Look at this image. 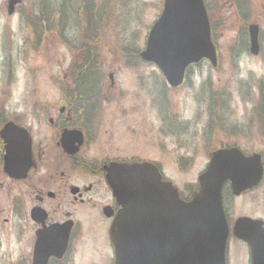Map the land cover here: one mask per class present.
Here are the masks:
<instances>
[{
  "label": "rangeland",
  "instance_id": "rangeland-1",
  "mask_svg": "<svg viewBox=\"0 0 264 264\" xmlns=\"http://www.w3.org/2000/svg\"><path fill=\"white\" fill-rule=\"evenodd\" d=\"M133 1L134 5H130V10L137 17L125 23L126 32L133 31L131 37L136 44H140L142 39V46L146 28L159 14L163 0ZM205 1L212 39L220 55V67L215 69L205 63L201 68L197 67L189 72L184 86L166 89L164 96L168 101L167 108L171 116L175 114L183 119L204 120L208 118V107L202 98L206 95L203 86L210 84L213 91L231 90L234 95V111L230 112L232 115L229 118L239 124L232 142L236 141L248 153L259 151L264 158V126L261 130L256 122L253 103L256 101L255 95L251 103L243 100L249 95L247 80L250 79L251 82L252 78L254 85L257 80L264 79V54L255 58L246 51L245 56L239 57L245 49L239 36L246 38L245 28L249 23L259 24L260 41L264 45V0ZM5 2L6 0H0V7L3 8V14H0V101L5 103L13 118L19 121L24 118L32 120L40 115L43 103L54 104L58 100V84L53 77L63 76L61 85L65 83L63 71L69 67L71 56L76 52H72L57 36L44 31H32V27L26 24L22 12L27 8L33 12L35 0H23L18 8L19 13L12 17H8L6 13ZM136 3L145 5L143 9H139ZM38 34L43 36L38 38ZM123 46L124 43L118 39L102 41L101 50L109 55L107 61L110 62L107 63L106 72L114 69L117 95L113 98L109 96L108 100L105 93L97 137L93 145H87L83 150L90 157L95 156L96 160L104 157L103 150L112 147L122 156L155 161L161 166L164 175L181 191L184 190V196H188V190L195 188L197 176L217 142L199 138L191 140L184 134L169 133L168 128L164 127L158 106L152 99L155 94L154 84L159 80L156 67L148 63L133 68L124 67L119 62L120 58L113 57L121 55ZM105 80L106 87H109V80ZM209 93L210 91L207 92ZM223 98L222 94L219 95L220 103ZM225 115L228 114L222 113L221 117ZM57 152L53 147H47L44 162H51L52 157L56 160ZM189 157L193 165L184 169L185 171L181 170L179 163L182 161L184 165L187 162L184 159ZM101 201H104L103 197ZM263 202L264 192L261 186L238 198L232 195L226 197L225 207L233 222L237 215L248 214L255 209L259 214ZM227 264H250L246 244L231 234L227 244Z\"/></svg>",
  "mask_w": 264,
  "mask_h": 264
},
{
  "label": "flooded vegetation",
  "instance_id": "flooded-vegetation-1",
  "mask_svg": "<svg viewBox=\"0 0 264 264\" xmlns=\"http://www.w3.org/2000/svg\"><path fill=\"white\" fill-rule=\"evenodd\" d=\"M2 9L0 7V14H3ZM16 13H19L17 9ZM26 24L34 27V24L28 22ZM261 54H264L263 49L260 50L259 56ZM243 56H245L244 53L239 57ZM205 63L209 62L201 61L193 65L191 69L201 68L206 65ZM219 67L220 55L217 51L215 69ZM63 72L64 79L67 81V74L72 76V73ZM100 75L102 76L99 80L101 84L104 72ZM53 78L58 84L56 87L59 93L58 100L54 104L43 103L40 115L35 119L24 118L22 122L13 118L5 103L0 101V264H115L113 243L108 231L113 216L119 210V205L107 184L105 168H109L111 163L130 164L148 161L152 162L159 172L163 173V171L155 161L122 156L112 147L103 150L104 157L99 160L84 152L83 149L87 145H93L97 137L100 110L105 93L108 100L109 96L113 98L117 95L114 77L110 87L100 85L97 87L99 93L87 96L77 95L80 88L62 87L63 76L55 75ZM263 80H258L256 84H261ZM253 83L252 80L251 82L250 79L247 80L246 88L249 95L243 100L251 103L255 95L256 101L253 103L256 122L262 130L264 87H257ZM232 93L231 90L230 92L210 90L214 102L207 104V109H210L212 105L215 112L208 113L207 119L172 118L168 120V130L172 135L184 134L191 140L199 138L208 142H217L199 175L207 170L211 153L220 149L239 148L236 141L232 142L237 135V125H239L236 120L229 118L233 110L234 95ZM221 94L224 96L222 103L219 100ZM219 109L223 114L228 115L221 119L217 118L216 115H221L217 112ZM124 111H127L126 108ZM9 123L25 129L31 139L32 165L22 178L11 177L3 170L6 153L4 138L9 135L6 134L4 127ZM63 141L73 143L72 147L75 148L73 153L63 149ZM47 147L58 150L55 155L56 160L52 157L49 163L44 162ZM241 151L245 155L249 154L243 149ZM184 160H187L184 165L182 161L179 163L181 170L193 165L190 161L191 157ZM259 186L263 187L264 192V184L261 181L257 187L243 192L238 197L254 192L260 188ZM222 195L225 218L230 232L234 222L239 217L245 216L260 221L264 233V202L259 214L255 209L248 214L237 216L232 222L225 207L226 197L235 195L231 182H224ZM101 197L104 201H101ZM183 198L188 201V196ZM249 263L251 264L250 252Z\"/></svg>",
  "mask_w": 264,
  "mask_h": 264
},
{
  "label": "water",
  "instance_id": "water-1",
  "mask_svg": "<svg viewBox=\"0 0 264 264\" xmlns=\"http://www.w3.org/2000/svg\"><path fill=\"white\" fill-rule=\"evenodd\" d=\"M19 0H11L12 13ZM250 52L259 51L256 24L248 27ZM163 72L176 87L186 67L209 58L215 64L209 23L202 0H164L160 17L152 26L146 47L140 53ZM6 134L20 138L7 143L4 170L10 176L26 175L30 162V139L9 124ZM73 143L63 141L73 153ZM108 179L122 208L110 226L115 264H226L229 228L221 203V187L230 181L234 194L252 188L261 179L263 166L258 154L244 156L238 149L213 153L207 170L199 176L200 189L189 202L179 198L171 183L163 181L153 164L113 165ZM233 235L249 246L251 264H264V233L260 221L238 218Z\"/></svg>",
  "mask_w": 264,
  "mask_h": 264
},
{
  "label": "trees",
  "instance_id": "trees-1",
  "mask_svg": "<svg viewBox=\"0 0 264 264\" xmlns=\"http://www.w3.org/2000/svg\"><path fill=\"white\" fill-rule=\"evenodd\" d=\"M130 5L133 7V0H40L39 7L44 9V13H41L39 22L49 25L52 17L59 14L60 29L47 28L46 32L57 36L72 52H76L69 71H72L74 87L80 88L77 95L99 93L97 87L100 86L103 67H100L101 61L97 57L98 46L106 39H118L126 44L130 31L126 32L125 23L137 17L130 10ZM144 5L136 3L139 9H143ZM74 10L77 21L74 20L72 25L67 26L64 19H70V13ZM82 19L84 23L81 22ZM120 53L126 55L131 52L124 51L122 47Z\"/></svg>",
  "mask_w": 264,
  "mask_h": 264
}]
</instances>
